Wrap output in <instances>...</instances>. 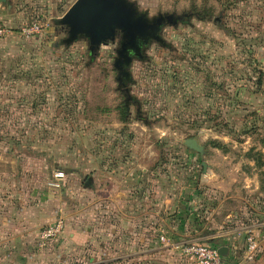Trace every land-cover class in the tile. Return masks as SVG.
<instances>
[{"label":"rangeland","instance_id":"rangeland-1","mask_svg":"<svg viewBox=\"0 0 264 264\" xmlns=\"http://www.w3.org/2000/svg\"><path fill=\"white\" fill-rule=\"evenodd\" d=\"M75 1L0 2V232L20 194L21 264H197L187 248L225 243L240 210L228 182L264 187V0H135L187 17L134 59L128 94L117 44L62 41Z\"/></svg>","mask_w":264,"mask_h":264},{"label":"water","instance_id":"water-1","mask_svg":"<svg viewBox=\"0 0 264 264\" xmlns=\"http://www.w3.org/2000/svg\"><path fill=\"white\" fill-rule=\"evenodd\" d=\"M181 17L162 13L151 17L150 12L140 9L135 0H76L62 17L54 18V22L67 32V37L62 40L64 43L70 45L86 39L92 58L97 57L102 45L117 42L113 64L118 71L119 88H122L123 80L131 78L128 68L134 59L144 58L146 48L152 42L165 45L161 35L164 24L175 25ZM186 144L198 152L204 151V145L196 138H188ZM218 250L224 256L227 247L221 246Z\"/></svg>","mask_w":264,"mask_h":264},{"label":"crops","instance_id":"crops-1","mask_svg":"<svg viewBox=\"0 0 264 264\" xmlns=\"http://www.w3.org/2000/svg\"><path fill=\"white\" fill-rule=\"evenodd\" d=\"M241 188V187H240ZM227 200L240 201V210L227 202V222L230 226L217 232V236H224L225 243L216 245L226 246L223 256L227 264H264V187L259 175L253 174L244 178L242 190L236 188L234 182H228ZM3 229L0 232V264H21L15 254L24 244L27 230V209L25 199H4ZM241 213V214H240ZM256 216V218H255ZM257 219V222L250 223ZM254 235L258 242V249L254 258L249 257L248 238Z\"/></svg>","mask_w":264,"mask_h":264},{"label":"built area","instance_id":"built-area-1","mask_svg":"<svg viewBox=\"0 0 264 264\" xmlns=\"http://www.w3.org/2000/svg\"><path fill=\"white\" fill-rule=\"evenodd\" d=\"M39 28V25H35ZM249 257L254 258L259 247L254 235L248 238ZM218 246L206 243H194L187 250L195 257L197 264H227L224 262L223 256L219 253Z\"/></svg>","mask_w":264,"mask_h":264},{"label":"flooded vegetation","instance_id":"flooded-vegetation-1","mask_svg":"<svg viewBox=\"0 0 264 264\" xmlns=\"http://www.w3.org/2000/svg\"><path fill=\"white\" fill-rule=\"evenodd\" d=\"M187 16H183V17H181V18H177V23L176 24H178V23H184V18H186ZM176 24L174 25V26H176ZM167 25V23L166 24H164V26H163V28L165 27ZM86 40V39H85ZM153 43V42H152ZM152 43H150L149 45H148V47L152 44ZM115 44H117L118 45V43L116 42ZM108 45V44H107ZM147 47V48H148ZM146 48V49H147ZM98 56V55H97ZM123 87L121 88L122 90H123V92L124 93H126V94H128V90H129V87L127 86L128 85V81L127 80H123ZM130 102L132 101L131 99L129 100Z\"/></svg>","mask_w":264,"mask_h":264},{"label":"trees","instance_id":"trees-1","mask_svg":"<svg viewBox=\"0 0 264 264\" xmlns=\"http://www.w3.org/2000/svg\"><path fill=\"white\" fill-rule=\"evenodd\" d=\"M81 40V39H80ZM79 41V40H78ZM77 41V42H78ZM76 43V42H75ZM153 44H157L156 42H153L147 49H146V51H145V53L146 54H148V51L151 49V47L153 46ZM214 246H216V245H214Z\"/></svg>","mask_w":264,"mask_h":264}]
</instances>
